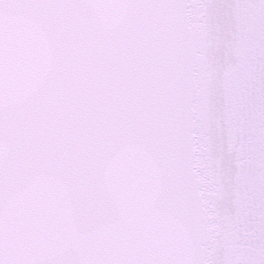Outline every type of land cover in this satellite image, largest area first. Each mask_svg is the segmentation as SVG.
Here are the masks:
<instances>
[{"label":"snow or ice","instance_id":"snow-or-ice-1","mask_svg":"<svg viewBox=\"0 0 264 264\" xmlns=\"http://www.w3.org/2000/svg\"><path fill=\"white\" fill-rule=\"evenodd\" d=\"M0 264H264V0H0Z\"/></svg>","mask_w":264,"mask_h":264}]
</instances>
